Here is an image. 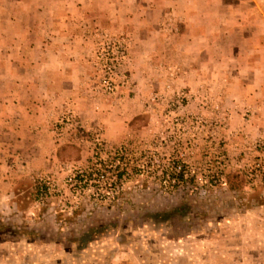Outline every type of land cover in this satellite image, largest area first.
<instances>
[{
  "label": "rangeland",
  "instance_id": "rangeland-1",
  "mask_svg": "<svg viewBox=\"0 0 264 264\" xmlns=\"http://www.w3.org/2000/svg\"><path fill=\"white\" fill-rule=\"evenodd\" d=\"M193 1L167 4L184 8ZM217 2L230 25H241L231 45L242 57L247 42L264 45V0ZM75 3L80 9L73 17L94 26L78 28L84 42L67 44L66 50L76 48L82 62L87 60L79 68L86 86L80 94L91 100L75 109L64 105L52 127L60 144L74 149L57 157L52 144L39 170H16L1 183L0 264H264V109L234 107L228 93L211 92L192 105L189 94L166 84L168 69L153 75L157 62L131 53L130 39L122 33L123 15L91 10L114 8L118 0ZM16 4L0 0V17ZM54 14L28 13L43 21ZM56 14L65 17L60 10ZM252 33L260 38L252 40ZM39 35L32 38L36 52ZM103 115L107 133L97 125L96 117ZM136 116L143 118L126 126ZM180 163L181 176L171 170ZM99 164L124 178L109 201L84 185L67 183L78 171ZM233 173L242 174L245 184L232 193L227 179ZM174 208H180L177 216H161ZM95 212L114 218L94 224L88 242H81L78 233L59 234ZM45 216L55 233L38 238Z\"/></svg>",
  "mask_w": 264,
  "mask_h": 264
},
{
  "label": "crops",
  "instance_id": "crops-1",
  "mask_svg": "<svg viewBox=\"0 0 264 264\" xmlns=\"http://www.w3.org/2000/svg\"><path fill=\"white\" fill-rule=\"evenodd\" d=\"M74 1L16 0L10 12L0 17V186L16 170H39L52 144L57 156L62 138L54 135L52 127L63 106L71 104L75 109L91 100L80 94L86 86L79 68L87 60L82 62L84 57L76 48L72 53L66 50L67 44L84 42L78 28L94 26L73 17L80 9ZM169 1L150 5L118 0L114 8L101 5L91 10L99 8L103 16L112 11L123 15L122 33L130 39L131 53L156 61L153 75L168 69L166 84L172 91L189 94L192 105L201 104L203 95L211 92L214 96L228 93L234 107L264 109V45L247 42L242 57L231 45L241 25H230L217 0H194L184 8L168 5ZM57 10L65 17H58ZM32 12L55 14L43 21L30 19ZM35 34H40L37 52L35 46L31 50ZM251 37L260 38L253 33ZM96 118L107 133L106 117Z\"/></svg>",
  "mask_w": 264,
  "mask_h": 264
},
{
  "label": "trees",
  "instance_id": "trees-1",
  "mask_svg": "<svg viewBox=\"0 0 264 264\" xmlns=\"http://www.w3.org/2000/svg\"><path fill=\"white\" fill-rule=\"evenodd\" d=\"M143 117L141 116H136L134 117L130 122H129V126L132 127L133 124L138 121L141 120ZM145 124V123H144ZM74 149V147L72 145H63L61 146L58 150H57V156L60 157V155H62L63 151L65 149ZM245 181H244V177L242 174L239 173H233L231 175L228 176L227 179V191L228 192H235L238 190H241L244 187ZM192 186V185H191ZM185 189H191L190 187H185ZM225 194V193H224ZM231 199H232V195ZM180 213V208H174L168 212L162 213V217L164 219H170L173 218L175 216H177ZM113 215L109 214H101L99 212H95V213H91L88 215V217L81 219L78 218L76 223L74 225H71L67 230L66 228L61 229V232H59V234H65V235H75V234H80L82 237L80 238L81 242H88L89 241V230H91L92 226L96 223H103L107 220H111L113 219ZM50 217L49 216H45L42 220V223L44 225V229L38 230V233H36V237H44V236H49V233H55V230H52V228L50 229ZM83 220V221H82ZM86 224L88 223V225L86 226H81L83 225V223ZM49 226V227H48ZM57 231V230H56ZM57 234V233H56Z\"/></svg>",
  "mask_w": 264,
  "mask_h": 264
},
{
  "label": "built area",
  "instance_id": "built-area-1",
  "mask_svg": "<svg viewBox=\"0 0 264 264\" xmlns=\"http://www.w3.org/2000/svg\"><path fill=\"white\" fill-rule=\"evenodd\" d=\"M110 85V84H109ZM100 138L96 137V142L100 145ZM121 153V149H120ZM153 164V161H152ZM98 169H94L92 167L89 168V171H78L76 175L69 177L67 179L68 186L70 188L79 187L84 185L87 189H92L96 192V197L100 200L109 201L115 197V195L120 190L122 185V180L124 179L123 176L120 177L117 174H114L112 171H109V167L96 165ZM171 170L176 171L178 175L184 174L185 170L182 167L181 163L172 164ZM90 172V173H88ZM178 175L176 178L172 180L174 183L175 181L178 182L179 178ZM168 178V174L166 175ZM42 197V195H40ZM41 200V199H40Z\"/></svg>",
  "mask_w": 264,
  "mask_h": 264
}]
</instances>
